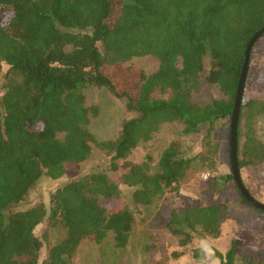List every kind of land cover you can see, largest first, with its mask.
<instances>
[{"label": "trees", "instance_id": "16d2710c", "mask_svg": "<svg viewBox=\"0 0 264 264\" xmlns=\"http://www.w3.org/2000/svg\"><path fill=\"white\" fill-rule=\"evenodd\" d=\"M263 26L264 0H0V264H73L83 239L102 243L110 234L115 247L127 246L136 212L179 191L207 158L179 138L162 151L156 170L149 159L135 162L131 154L163 123L182 121L190 134L207 121L231 118L248 42ZM145 55L159 59L151 74L128 64ZM259 74L257 87L264 89V71ZM204 82L218 85L225 98L196 101L193 93ZM88 86L128 97V108L139 116L124 120L116 137L98 139L89 127L97 108L86 105ZM157 89L169 97L156 98ZM263 114L264 98L244 93L240 169L264 163V142L254 129ZM96 149L108 157L103 169L57 187L49 206L9 212L44 177L61 178L67 164L88 161ZM209 161L214 170L215 158ZM122 185L132 189L127 204ZM227 216L225 203H196L172 211L166 226L187 248L219 237ZM46 220L49 228L39 235ZM57 227L65 235L41 260ZM217 255L224 264H264L253 258L236 263L234 246Z\"/></svg>", "mask_w": 264, "mask_h": 264}, {"label": "rangeland", "instance_id": "374dc122", "mask_svg": "<svg viewBox=\"0 0 264 264\" xmlns=\"http://www.w3.org/2000/svg\"><path fill=\"white\" fill-rule=\"evenodd\" d=\"M130 66L146 74L155 72L159 67V59L152 55L134 57ZM8 66H5L7 69ZM264 71V36L255 44L251 58V67L245 87V97L262 99L264 89L257 86L262 82L260 72ZM256 81V82H255ZM4 81H0V92ZM86 105L97 108V114L91 119L90 130L98 139L116 137L121 124L126 119L139 116L136 110L128 108V97H117L108 89L88 86L84 89ZM170 92L157 89L156 98H168ZM193 97L198 102H211L225 98V94L216 84L204 82L195 90ZM230 124L231 118H219L200 125L195 133L185 134L182 121L163 123L160 129L145 143L140 144L131 154L130 159L143 162L149 159L152 169L162 151L176 138L191 146L192 154H203L206 160H199L183 180L179 191H168L155 200L148 208L137 213V225L131 232L129 243L123 248L114 245L110 234L102 243L83 239L73 258V264H224L217 251L226 254L234 246L236 263H245L249 259L264 261V210L245 202L237 187L232 173L230 155ZM254 129L259 139L264 142V114L255 118ZM63 134H60L62 137ZM243 139H241V145ZM214 157L216 168L209 169V157ZM108 157L98 149L86 162L67 164L65 174L57 179L44 177L32 190L24 203L13 205L9 212H15L30 205L44 202L49 206L50 193L60 185L84 173L103 169ZM243 182L251 194L264 203V163L240 169ZM228 176V177H227ZM121 201L129 203L130 187L121 186ZM119 203V202H114ZM114 203L107 204L113 209ZM210 205L225 203L228 216L221 226L219 237L200 238L187 248L180 245V237L169 232L166 224L174 210L194 204ZM49 228L44 221L37 233L42 235ZM65 235L61 227L51 230L50 241L45 243L41 260L45 257L48 247ZM183 251L181 255L175 252Z\"/></svg>", "mask_w": 264, "mask_h": 264}, {"label": "water", "instance_id": "95a60500", "mask_svg": "<svg viewBox=\"0 0 264 264\" xmlns=\"http://www.w3.org/2000/svg\"><path fill=\"white\" fill-rule=\"evenodd\" d=\"M264 34V26L258 30L248 42L246 53H245V61L242 67L237 92L235 96V103L234 108L231 115V124H230V155H231V169L233 178L237 184L238 189L240 190L241 194L244 198L253 206L264 210V203L258 201L251 192L245 186L240 166H239V159H238V128H239V120H240V113H241V105L243 101L244 91H245V84L248 76L249 71V64L251 59V51L254 44L263 36Z\"/></svg>", "mask_w": 264, "mask_h": 264}]
</instances>
